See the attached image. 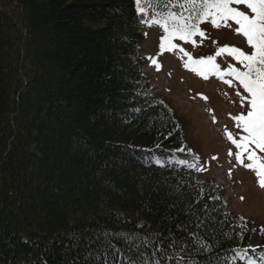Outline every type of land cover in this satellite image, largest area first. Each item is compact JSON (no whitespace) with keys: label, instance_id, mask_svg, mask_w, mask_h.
<instances>
[{"label":"trees","instance_id":"trees-1","mask_svg":"<svg viewBox=\"0 0 264 264\" xmlns=\"http://www.w3.org/2000/svg\"><path fill=\"white\" fill-rule=\"evenodd\" d=\"M140 7L0 0V264H264L263 225L201 181L144 72L142 26L205 20L185 0Z\"/></svg>","mask_w":264,"mask_h":264},{"label":"rangeland","instance_id":"rangeland-1","mask_svg":"<svg viewBox=\"0 0 264 264\" xmlns=\"http://www.w3.org/2000/svg\"><path fill=\"white\" fill-rule=\"evenodd\" d=\"M237 8L252 14L245 5H238ZM220 23L221 26L216 27L209 18L200 26L203 36L198 33L190 40L174 37L169 43L162 40L168 34L164 27L152 22L142 26L146 35L142 52L147 54L150 61L145 66L150 68L155 93L171 101L182 122L191 149L198 157L196 163L202 173L201 181L215 179L222 182L224 198L230 209L236 215L255 222L259 230L260 225L264 227V188L259 185L255 171L236 159L235 153L239 150L227 135L231 132L237 140L245 135L233 117L242 112L246 114L248 105L241 103L237 93L247 94L232 76L225 75L221 79L220 75L207 72L205 79L194 70L205 67L196 61L207 57L215 58L214 62L221 72L230 66L244 67L227 51L217 55L226 46L243 51L249 46L246 38L235 31L238 25L234 21H228L227 26ZM153 59L157 61L156 64L152 62ZM228 80H232L231 85L226 82ZM258 155L264 156V153ZM242 158L245 164L251 163L247 160V153ZM259 241L260 238L254 235L252 244L257 246Z\"/></svg>","mask_w":264,"mask_h":264},{"label":"snow or ice","instance_id":"snow-or-ice-1","mask_svg":"<svg viewBox=\"0 0 264 264\" xmlns=\"http://www.w3.org/2000/svg\"><path fill=\"white\" fill-rule=\"evenodd\" d=\"M185 2L198 10L199 15L196 17L198 22L211 18L212 24L220 27V22L227 26L228 21H234L238 25L235 31L242 34L246 38L247 44L253 49L249 54L240 48L226 46L217 53L219 55L227 51L244 66V71L230 66L228 70L221 72L219 65L214 62V57L196 61L198 65L205 67L194 70L198 71L205 79H207V72L218 74L221 79L225 75L232 76L239 81L247 94L237 93L241 103L248 105L246 114L242 112L233 117L237 121V127L242 128L245 135H242L239 140L235 139L231 132H228L227 135L239 150L235 153L236 159L245 167L255 171L259 178V185L264 188V156L258 155V153H264V0H185ZM136 3L140 11L144 12L145 8L140 7L141 0H136ZM233 4L246 5L252 14L249 15L245 11L233 7ZM169 19L172 23L168 22ZM191 19V15L185 17L169 13L167 18L156 20L155 23L162 24L165 32L168 33L162 37V40L170 43L175 36H179L181 40H190L197 33L201 36L204 35L200 31L198 23L187 22ZM172 47L176 46L172 45ZM152 62L157 63L155 59ZM226 82L229 85L232 84V80ZM205 99L207 98L205 97ZM244 153H247V160L251 163L245 164L242 158Z\"/></svg>","mask_w":264,"mask_h":264}]
</instances>
